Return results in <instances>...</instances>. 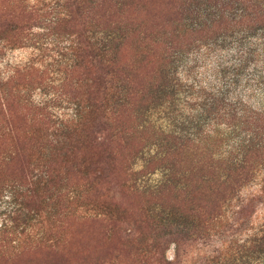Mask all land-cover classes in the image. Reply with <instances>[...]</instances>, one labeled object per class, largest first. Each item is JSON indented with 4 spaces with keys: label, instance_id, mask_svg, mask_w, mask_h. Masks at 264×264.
I'll return each instance as SVG.
<instances>
[{
    "label": "trees",
    "instance_id": "trees-1",
    "mask_svg": "<svg viewBox=\"0 0 264 264\" xmlns=\"http://www.w3.org/2000/svg\"><path fill=\"white\" fill-rule=\"evenodd\" d=\"M9 2L0 44L41 18ZM56 9L55 26L76 39L68 136L92 127L93 158L41 134L21 98L40 87L29 66L0 80V264H182L185 245L215 229L219 264H264V0H56ZM213 55L207 81H196ZM46 143L55 144L44 161ZM157 170L154 193L127 189ZM84 184L93 215L67 216L64 191ZM43 214L53 237L25 246ZM215 255L196 264H218Z\"/></svg>",
    "mask_w": 264,
    "mask_h": 264
},
{
    "label": "rangeland",
    "instance_id": "rangeland-1",
    "mask_svg": "<svg viewBox=\"0 0 264 264\" xmlns=\"http://www.w3.org/2000/svg\"><path fill=\"white\" fill-rule=\"evenodd\" d=\"M19 2L23 3V6L28 9L36 8L35 10H39L41 18L32 29L23 33L15 32L11 42L0 44V80L5 81L8 79L14 72V69L18 67L29 66L28 82L32 86L37 87L40 85L38 89L30 91L26 95L21 94V98L27 99L35 106L33 114L41 120V127L39 129L41 134L45 136L47 141L54 140L56 142V144L46 143L43 149L39 150L43 155L44 161L48 160V154L52 153V145L54 144L62 152L69 148V146L81 148L87 158H93L91 152L92 137L90 135L93 131L92 127L88 128L86 133H83L79 137L74 135L68 136L75 129H72V127L76 119V109L74 106L77 100L74 97L77 91L75 90L77 86V83H75L76 72L74 69L71 70L75 58V53L73 52L75 51V47L72 44L76 42V39L67 34L63 26H55L53 21H55L54 16L57 11L56 0H19ZM12 5L13 3L10 5L9 0H0V7L2 8H10ZM16 44L17 47H14ZM217 62H219V55H213L209 58L208 62L204 65V70H196L193 74L196 77V81H207L212 64ZM185 112L188 111L185 110ZM30 115H32V111ZM145 163L146 157L141 153L133 165V170H141L145 166ZM100 173L102 174L101 171ZM161 177L162 175L158 170L149 175L140 172L136 179L134 177L127 184V189L130 192L154 193L156 189L153 188L157 186ZM85 186L84 184V187H75L76 192L72 190L64 191L65 198L61 197L60 206L64 208L67 216L84 219L91 218V215H93L94 208L88 201V191ZM77 195L81 196H78L80 199L78 201ZM66 198L69 200L75 199L70 203L65 201ZM129 201L134 206H138L140 202L137 197L130 198ZM154 212L159 213V216L164 218L163 214L160 213L161 209L155 208ZM189 213L190 216L197 218V212L193 209H189ZM47 218H50L49 215L43 214L37 219L38 221L30 222L27 225V236L30 235V239L24 244L25 246H33L36 242L41 241V238L43 242L45 241L44 239H51L53 237V226L48 221L50 219ZM167 220L163 224H166ZM75 222L77 221L75 220ZM193 222L188 224L189 229L193 226ZM78 225L79 222L75 223L74 228H77ZM80 227L84 230H90L94 226L88 222ZM212 232L210 237H205L196 242L195 240H191L185 245L183 251H181L182 264H196L201 252H204L206 255H212V252H214L219 264V229H215ZM138 242H140V239Z\"/></svg>",
    "mask_w": 264,
    "mask_h": 264
}]
</instances>
